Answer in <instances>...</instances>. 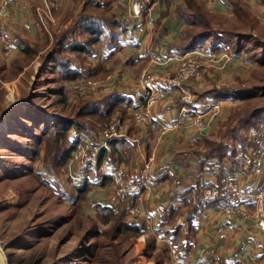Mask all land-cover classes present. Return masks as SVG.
<instances>
[{
  "label": "crops",
  "instance_id": "0c3cea01",
  "mask_svg": "<svg viewBox=\"0 0 264 264\" xmlns=\"http://www.w3.org/2000/svg\"><path fill=\"white\" fill-rule=\"evenodd\" d=\"M68 1H46L50 14L55 19V25H51L53 28H56V24H66L67 27L64 29L68 28L80 14L83 0H73V6H67ZM101 1L104 6L109 2ZM132 1L116 0L111 7L115 18L124 21L125 11H128L129 16ZM198 1L204 11L217 17L233 16L235 1L242 3L251 14L264 12L262 0ZM43 6L42 0H9L10 17L0 29V65L4 63L3 54L9 57V61L5 62L6 66H10L13 59L23 58V53L18 47L19 41H26L32 47L39 45L30 64H24L19 75L23 74L31 63L37 62L38 57L50 48L53 36L56 35L53 32L50 39L42 33L40 18L44 16H41L39 10ZM186 8V0H154L151 10L142 16L143 27H135L133 20L128 26L132 29L131 38H123L110 52L94 46L93 54L87 58V64L92 70L98 71L102 68L110 70L104 81H98L102 87L93 99L113 95L120 100L114 114L121 116L123 120L121 138H127L128 141L121 145L119 154L116 153L112 161L109 159L110 148L106 147L105 154L100 152L98 158L100 165L92 174L99 171L101 177L104 172L108 173L114 167L134 172L145 159L153 158L154 180L150 188L137 198L139 212L133 224L139 226L144 235H155L157 244L166 247L169 264H264L263 232L237 215L223 214L213 204L207 206L196 204L201 188L220 185L233 175L230 166L233 152L246 147V140L237 141L228 136L215 139L216 128L226 116V112L232 109L230 105L236 102L235 99L221 101L223 106L218 117L207 120L206 128L200 132L191 133L180 127L176 131L161 134L157 127L151 126L150 121L137 124L131 120L132 112L139 110L142 105V96L136 87V79L141 70L148 68L159 76L173 74L177 70L182 55H176L174 48L180 44V33L187 26ZM44 20L46 22L45 17ZM262 20L264 21V18ZM150 51L154 52L156 58V62L152 64L146 54ZM220 56L221 54L216 55V58ZM229 56L234 59L232 55ZM228 60L224 61L223 65L220 60L217 62L204 60L202 65L206 67L201 66V69L203 68L201 79L190 82L184 90L195 95V99L202 93L227 85L228 81L223 79L224 76L227 78L244 76L240 73L248 72L252 66L248 64L247 68L242 65L234 67L236 64L228 63ZM227 63L228 66L225 68L224 65ZM179 94L177 91L171 92L152 108L149 120L166 123L173 121L180 107ZM204 99L207 98L197 101ZM194 110L201 112L199 107ZM98 130L74 134L84 137L83 140L91 138L96 140L95 134ZM85 134L86 136H83ZM205 139H215L226 147L222 161L215 156H206ZM75 174L74 188H77L85 180L75 178ZM262 180L264 182V174ZM110 190V183L93 184L87 194L85 207L88 211L94 212L95 204L107 206L104 199ZM177 227L178 234L172 241L165 232L169 233Z\"/></svg>",
  "mask_w": 264,
  "mask_h": 264
},
{
  "label": "rangeland",
  "instance_id": "374dc122",
  "mask_svg": "<svg viewBox=\"0 0 264 264\" xmlns=\"http://www.w3.org/2000/svg\"><path fill=\"white\" fill-rule=\"evenodd\" d=\"M71 5H74L73 0L67 3V6ZM211 16L214 18L212 23L217 25L218 35L229 39L232 43L234 36L230 35L242 34L241 41L250 43L253 48L233 56L234 59L229 56L225 44L220 45V48L227 51H216L212 55L208 54L205 48L207 51L202 52L210 55L213 60L222 61V65L229 57L231 59L229 58L227 62L236 64L234 67L242 65L247 68V65L251 64L248 72L240 73L244 76L234 78L224 76L223 79L228 81L227 86L236 87V89L237 87L248 88L245 94L252 97L251 104L261 105L264 102V21L262 20L264 12L252 13L251 21L244 23H239L233 16ZM141 18L128 16V11H125L124 21H127L128 26L133 20L135 27H143L144 21ZM58 26L60 31L55 34H59L67 27L66 24ZM146 54L149 57V54H154V52L150 51ZM219 54L221 56L216 58ZM8 59L9 57L3 54L2 62L5 63L9 61ZM228 63L224 65L225 68ZM38 67L39 61L37 60L20 75L12 70L6 71L5 65L0 70V247L3 248V243L10 242L15 236L23 235L18 244L33 243L34 246L28 250L16 248L17 250H14L15 259L19 257L22 260L23 258L34 260L39 258L41 252H45L47 259L41 264H47L51 257L60 255H70V261L61 264H71L70 262L74 264H155L153 258L148 255L152 251L148 248L145 237L142 234L138 236L131 233L130 227L124 223L126 221L133 226L138 213L130 216L125 210L116 211L113 212L109 222L104 223L101 217H108V212H89L85 207L87 197L78 212L70 208L69 205L75 198L74 180L71 176L75 173L77 176L83 170L86 173V168L69 163L66 166L65 164L51 165L46 150L35 143L31 134L38 136L34 138L35 140L40 139L39 134L45 127L39 123L44 122V114L47 115L46 122H52V115L61 110V106L56 102L59 96H65L64 94L69 98L75 96L76 92H73L71 85L86 81L63 82L64 79L54 73L41 77L38 75ZM202 67L206 66L202 65ZM254 68L256 69L253 70ZM88 81L95 83L93 89L73 100L78 98L94 100L93 98H96L102 84L91 79ZM252 86L256 88L251 89ZM58 93L61 94L57 95ZM28 101L35 102V105ZM238 102L230 105L232 106L231 111L242 107ZM37 107L44 110V114L37 113L39 111ZM28 108L36 110L40 117H32L31 114L30 117L27 112ZM228 112L218 124L216 133L220 124L226 121ZM14 113L18 115L13 116ZM109 121L98 132L105 128ZM259 132H264V128L256 131V133ZM72 133L70 138L74 140L81 137ZM50 144H52L51 139L47 146ZM96 167L97 165L94 166ZM107 196L104 199L105 204L108 201ZM136 201L138 200H133L130 206L135 207L139 212ZM68 213L72 214L67 215ZM46 230L49 232L45 233ZM9 251L13 252L7 249L4 254Z\"/></svg>",
  "mask_w": 264,
  "mask_h": 264
},
{
  "label": "trees",
  "instance_id": "16d2710c",
  "mask_svg": "<svg viewBox=\"0 0 264 264\" xmlns=\"http://www.w3.org/2000/svg\"><path fill=\"white\" fill-rule=\"evenodd\" d=\"M101 2V0L82 1L81 12L75 18L73 24L59 34H56L53 37L50 48L38 57L40 63L38 75L43 77L46 74L54 73L61 79H64L63 82H76L78 80L88 81L90 79L104 81L106 79L110 70L105 68L98 71L92 70L87 64V58L93 54L94 46L110 52L123 38L129 39L132 37V29H129L127 21H120L113 15L111 7L116 0H109L106 6ZM186 2L185 20L187 26L182 33H180V44L174 48L176 55L181 56L194 51L205 52L207 50L208 54L214 55L216 51H227L220 48L222 44L227 46L228 52L232 56L239 55L241 52H246L253 48L252 45L250 46V43H243L241 41L242 34L230 35L231 37L234 36L233 40H231L232 43H230L229 39H224L223 36L218 35L217 25L212 23L214 18L204 11L200 2L198 0H186ZM262 2L264 3V0H262ZM251 15V12L245 8L242 3L239 1L233 2V18H236L239 23H244L246 21L250 22ZM40 27L42 28L41 25ZM42 33H44V31ZM18 47L23 53V58L13 59L10 66H6L5 63L3 64L7 68L6 71L12 70L16 72V74L19 73L24 64H30L39 45L32 47L29 46L26 41H19ZM3 65H0V70L3 69ZM255 69L256 68L253 70ZM254 88L256 87L252 86L251 89ZM247 91L248 88L237 87L236 89V87L224 85L218 89H212L202 93L193 100L197 101L207 98L208 100L220 102L228 98H234V101H239L238 103H241L240 105H242V107L239 110L235 108H233L235 109L233 111H231V109L228 110L229 114L226 121L220 124L216 133V140L228 136L237 141H247L250 134L256 133V131L264 128V102L259 106L257 104H251L252 97L245 94ZM60 94L61 93H58L57 95ZM64 95L65 96H59V100H56L57 104L61 106V110L52 115L53 121L50 123L46 122L47 115L44 114V110L37 107L39 109L37 113L44 114L45 116L44 122H40L39 125H43L45 128L41 130L39 134L41 138L38 140L34 139L38 138V136H33L31 134L35 143L46 150L51 165L58 164L61 166L65 164L66 166L75 145L83 140L81 137L75 140L70 138L71 132H95L109 121L110 117L115 113L120 101L113 95L94 100H89L88 98L73 100V98L80 95L76 94L70 98L66 94ZM28 103L35 105V102L28 101ZM27 112L30 117L31 115L32 117H40V115L36 113V110L28 108ZM16 115L18 114H13V116ZM22 117L25 119L24 116ZM49 138L52 140V144L47 146L50 143ZM215 139H205V154L207 157L215 156L222 161L225 156L226 147ZM126 142H128L127 138H114L108 142L107 147L110 148L111 153V158H109L110 161L113 160V156L116 153L119 154V148ZM36 152L38 153V150H36ZM101 152L105 154L107 152L106 148H102ZM98 165H100V163H98ZM87 170V173L90 174L93 180H97L100 177L99 171L96 174H92L90 169ZM100 182L102 185L109 184L111 182V175L105 174L101 176V179L97 183ZM92 185L91 182L84 181L82 185L74 188L75 198L70 203V208L75 209L77 212L80 210L81 204L86 199ZM184 210L188 211L186 208H184ZM95 212H108V217H101L104 223L109 222L110 218L113 216V211L109 207L101 204H95ZM70 214L72 213H68L67 215ZM124 223L130 227L131 233L138 236L142 234L145 237L148 248L152 251L148 253V255L150 258H153L155 264H169L167 249L157 244L155 235H144L139 226H130L126 221H124ZM48 232V230L45 231V233ZM177 234L178 227L169 233L165 232V235L171 238L172 241L175 240V235ZM22 236L23 235L15 236L10 242L3 243L4 251L7 249L13 251H9L5 254L8 264H41L47 259V254L45 252H41V255L38 256L39 258L34 260L31 258H23L22 260V258L19 257L15 259L16 254L14 250H28L34 246L32 245L33 243L24 245L18 244ZM69 256L60 255L51 257L47 264H61L62 262L70 261ZM70 263L74 264L73 262Z\"/></svg>",
  "mask_w": 264,
  "mask_h": 264
},
{
  "label": "built area",
  "instance_id": "2783aa9c",
  "mask_svg": "<svg viewBox=\"0 0 264 264\" xmlns=\"http://www.w3.org/2000/svg\"><path fill=\"white\" fill-rule=\"evenodd\" d=\"M9 0H0V29L6 19L10 17L8 10ZM43 8L39 10L41 25L44 33L50 39L52 33L59 32L55 19L51 16L47 2L43 1ZM152 0H133L129 9V16L141 18L143 13L151 10ZM213 55V54H212ZM203 58L209 62H217L205 55L202 51H194L181 56L177 70L173 74L156 75L148 68L141 70L136 79V87L142 96L140 109L132 112L131 120L137 124L150 121L152 127H157L159 133L176 131L180 127L187 132H200L207 126V120H213L220 114L223 103L204 99L193 101L195 95L184 90L190 82L199 81L202 75ZM223 58V57H222ZM149 62L155 63L154 54H149ZM95 83L90 81L72 84L76 94L83 95L93 89ZM70 87V86H69ZM68 87V88H69ZM179 92L178 114L171 122H154L149 120V112L158 103L163 101L171 92ZM199 107L201 112L194 108ZM108 125L96 135V140H82L78 142L70 155L69 164L96 171L98 158L102 148H106L110 140L121 138L122 118L113 114ZM94 168V166H96ZM93 166V167H92ZM233 175L215 187H203L199 190L196 204L200 206L215 205L225 215H237L243 221L251 222L259 231L264 233V132L252 133L246 141L245 148H238L233 152L231 160ZM69 167V165H68ZM111 175V191L108 194L106 205L113 211L128 212L135 216L138 210L131 207V202L146 192L154 180L153 158L145 159L134 172L120 167H114L103 175ZM102 175V176H103ZM95 184L100 178L93 180L88 173L76 176ZM73 179L74 176H71Z\"/></svg>",
  "mask_w": 264,
  "mask_h": 264
},
{
  "label": "water",
  "instance_id": "95a60500",
  "mask_svg": "<svg viewBox=\"0 0 264 264\" xmlns=\"http://www.w3.org/2000/svg\"><path fill=\"white\" fill-rule=\"evenodd\" d=\"M0 263L1 264H8L6 256L4 254V249L0 247Z\"/></svg>",
  "mask_w": 264,
  "mask_h": 264
},
{
  "label": "bare ground",
  "instance_id": "6f19581e",
  "mask_svg": "<svg viewBox=\"0 0 264 264\" xmlns=\"http://www.w3.org/2000/svg\"><path fill=\"white\" fill-rule=\"evenodd\" d=\"M1 264V263H0Z\"/></svg>",
  "mask_w": 264,
  "mask_h": 264
}]
</instances>
